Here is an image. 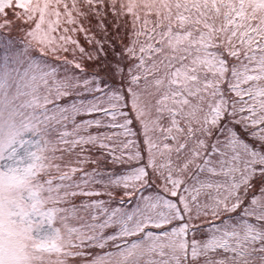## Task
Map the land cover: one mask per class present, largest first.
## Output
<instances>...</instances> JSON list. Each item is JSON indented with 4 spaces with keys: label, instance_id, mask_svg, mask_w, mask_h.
<instances>
[{
    "label": "snow or ice",
    "instance_id": "obj_1",
    "mask_svg": "<svg viewBox=\"0 0 264 264\" xmlns=\"http://www.w3.org/2000/svg\"><path fill=\"white\" fill-rule=\"evenodd\" d=\"M0 17V264H264V0Z\"/></svg>",
    "mask_w": 264,
    "mask_h": 264
},
{
    "label": "rangeland",
    "instance_id": "obj_2",
    "mask_svg": "<svg viewBox=\"0 0 264 264\" xmlns=\"http://www.w3.org/2000/svg\"><path fill=\"white\" fill-rule=\"evenodd\" d=\"M6 11L8 12V15H9V18H12V12L13 11H22L20 9H16L15 8V5L13 4V8L12 9H6ZM3 18L0 17V20H2ZM109 20H111V13H109ZM94 23L95 21H93V31H96L95 27H94ZM21 25L19 23V21L16 22L15 26L12 27L11 29H5L3 30L2 32H0V52L3 51V44L11 39L13 41H15L16 43V46L19 48V47H22V44H21V41H22V38H23V31L21 30ZM81 42L83 43L84 42V38L82 35H80L78 37ZM114 250V249H113ZM103 251H107V250H103ZM103 251L102 250H95V254H100L102 255L103 254ZM158 258V257H157Z\"/></svg>",
    "mask_w": 264,
    "mask_h": 264
}]
</instances>
